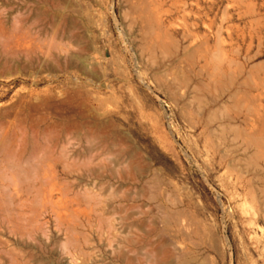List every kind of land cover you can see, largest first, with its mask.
Listing matches in <instances>:
<instances>
[{"label": "rangeland", "instance_id": "rangeland-1", "mask_svg": "<svg viewBox=\"0 0 264 264\" xmlns=\"http://www.w3.org/2000/svg\"><path fill=\"white\" fill-rule=\"evenodd\" d=\"M202 33L263 58L264 0H0V264H264V153L183 135Z\"/></svg>", "mask_w": 264, "mask_h": 264}, {"label": "crops", "instance_id": "crops-1", "mask_svg": "<svg viewBox=\"0 0 264 264\" xmlns=\"http://www.w3.org/2000/svg\"><path fill=\"white\" fill-rule=\"evenodd\" d=\"M176 3L188 8L192 4ZM259 21L250 16L242 23L253 26ZM210 36L197 34L183 46L181 61L195 66V96L203 100L187 105L180 121L189 149L235 167L242 154L264 153V57L253 59L255 51L231 37ZM171 42L176 49L177 40Z\"/></svg>", "mask_w": 264, "mask_h": 264}, {"label": "bare ground", "instance_id": "bare-ground-1", "mask_svg": "<svg viewBox=\"0 0 264 264\" xmlns=\"http://www.w3.org/2000/svg\"><path fill=\"white\" fill-rule=\"evenodd\" d=\"M5 46H7V45H5ZM3 47H4V46H3ZM6 48H7V47H6ZM6 50H7V49H6ZM51 58H52V57H51ZM72 97H73V96H72ZM257 141L260 142L259 140H257ZM254 144H255V143H254ZM254 144H253V145H254ZM263 145H264V144H263ZM249 147H251V143H250V146H249ZM261 148H262V143H261ZM259 149H260V148H259ZM259 149H258V150H259ZM259 152H260V151H259ZM163 261H164V260H163ZM177 262H178V261H177ZM186 262H187V261H186ZM165 263H166V262H165Z\"/></svg>", "mask_w": 264, "mask_h": 264}]
</instances>
